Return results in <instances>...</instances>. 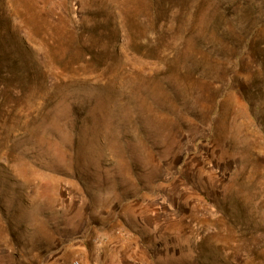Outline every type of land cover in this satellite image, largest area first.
I'll return each instance as SVG.
<instances>
[{"label":"rangeland","instance_id":"rangeland-1","mask_svg":"<svg viewBox=\"0 0 264 264\" xmlns=\"http://www.w3.org/2000/svg\"><path fill=\"white\" fill-rule=\"evenodd\" d=\"M0 264H264V0H0Z\"/></svg>","mask_w":264,"mask_h":264}]
</instances>
